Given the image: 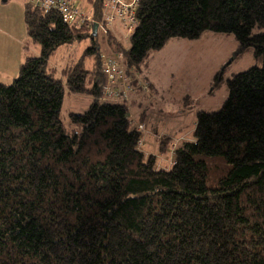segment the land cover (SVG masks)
<instances>
[{
  "label": "trees",
  "instance_id": "1",
  "mask_svg": "<svg viewBox=\"0 0 264 264\" xmlns=\"http://www.w3.org/2000/svg\"><path fill=\"white\" fill-rule=\"evenodd\" d=\"M70 1L92 21L67 23L25 3L27 39L40 53L11 85L0 82V264H264V0H140L124 58L135 71L172 39L205 32L234 36L235 55L256 62L227 79L220 110L197 114L191 142L171 156L163 139L158 158L129 122L134 109L140 122L155 110L153 97L103 95L101 58L124 47L119 35L94 32L103 0ZM85 41L58 77L51 57ZM66 93L93 98L68 128Z\"/></svg>",
  "mask_w": 264,
  "mask_h": 264
},
{
  "label": "rangeland",
  "instance_id": "2",
  "mask_svg": "<svg viewBox=\"0 0 264 264\" xmlns=\"http://www.w3.org/2000/svg\"><path fill=\"white\" fill-rule=\"evenodd\" d=\"M26 2L28 0H6V2L0 0V81L10 85L18 76L20 66L25 60L22 43L27 35L24 25V5ZM79 7L84 12H89V7L85 3H83L85 10L81 6ZM111 34L119 35L122 38V34L118 31ZM101 38L99 35L100 46L102 45ZM129 42L122 41L123 46H128ZM89 43V41H85L64 46L51 57L49 64L57 69L58 77L63 74L62 70L79 62ZM124 47L116 52H123ZM236 51L237 43L234 36L205 32L195 40L172 39L163 49L152 53L149 68L142 69V72H146L152 79L156 89L157 98L151 103L152 107L154 106L155 110L159 109L169 115H182L188 121L187 131L189 136L188 133H180L182 137H177L180 127L169 132L155 129V132L161 135V138L154 141L148 127L147 135L151 136L150 144H146L148 143V139H146L140 148L141 150L147 146L146 150L158 158L157 148L163 139L170 140L171 148L167 153L169 155H173L182 142L192 141L197 114L201 111L220 110L228 98L227 79H231L234 75L256 65L250 53L237 57L235 55ZM112 52L106 54L107 59H109L108 56L113 55ZM91 64V60H86L87 69L91 67ZM125 68L132 69L126 70L128 75L134 70L133 72L136 78L139 79L138 81L144 80L143 73L135 71L134 68L128 67L126 64ZM219 74H222L224 80L219 84V87L211 92L214 78ZM106 81L107 78L104 83ZM130 84L134 85V81H131ZM134 100L136 99L132 98V101ZM91 101H93V98L86 95L79 96L66 93L62 107L64 125L67 128L69 127L71 113L82 114L86 112ZM139 101L143 102L142 97ZM155 110L154 114L156 115L157 111ZM135 114L139 115L140 111L134 109L131 113L133 119L138 121ZM129 122L131 123L130 118ZM164 123L169 124L166 120H164ZM149 124L150 122L147 121L146 125ZM151 142L155 144H151ZM170 162L169 160L167 163L170 164Z\"/></svg>",
  "mask_w": 264,
  "mask_h": 264
},
{
  "label": "built area",
  "instance_id": "3",
  "mask_svg": "<svg viewBox=\"0 0 264 264\" xmlns=\"http://www.w3.org/2000/svg\"><path fill=\"white\" fill-rule=\"evenodd\" d=\"M32 3L35 6H40L46 10H56L60 12L64 20L67 23L74 24L76 22H91V16H86L74 5H72L70 0H32ZM140 6V0H103L102 15L103 21L98 28L105 34L112 32H120L122 34V39L119 42L130 41L131 36L134 34L137 27V11ZM112 31V32H111ZM128 46H125V52H128ZM125 52H119L115 55L108 57L103 56L101 58L102 71L107 78L106 85L102 88L103 95L107 99H112L119 94L127 96L128 99L130 93L137 92L142 90V94H137L136 96H141L148 94L154 96L150 90V86L144 84L142 81H138L135 73L132 71L130 74H127L126 70H132L125 68L124 63V54ZM131 81H134V85L130 84ZM115 86H118L119 89L115 90ZM134 95V94H133ZM135 96V95H134ZM123 98V97H122ZM130 98H132L130 96ZM125 99V98H123ZM131 125L137 129L138 132L144 133L145 137L139 141V147L145 143L148 136V127L151 130L152 139L158 140L161 138V135H158L155 132V129L158 128V125L152 121V118H146L143 122L135 121L130 115ZM147 121L150 124L147 126ZM174 153V152H173ZM162 162H165L164 160Z\"/></svg>",
  "mask_w": 264,
  "mask_h": 264
},
{
  "label": "crops",
  "instance_id": "4",
  "mask_svg": "<svg viewBox=\"0 0 264 264\" xmlns=\"http://www.w3.org/2000/svg\"><path fill=\"white\" fill-rule=\"evenodd\" d=\"M22 44H23V48H24V51H25V54H24L25 60L29 56H38L39 55L40 48L29 44L28 39H27V35L25 36L24 41H23ZM37 48H38V50H37ZM25 60H24V62H25ZM4 84H6V83H4ZM136 100L139 101L140 98H137ZM156 111H157V113L155 115L154 114L155 112L153 110L152 111L148 110V113L146 114L147 116L145 118H152V121L155 122L158 125V128H157L158 130L165 131V132H169V131H173L177 127H180L181 129L179 130V133L176 135L177 137H182L180 135V133H183V134L188 133V131H187L188 129L187 128L189 127V124H188L187 119H185L182 115H180V114H177V115L170 114L169 115V114H166V112L161 111L159 109L156 110ZM164 120H166L167 122H169V124L168 125L165 124L164 123ZM188 136H189V133H188Z\"/></svg>",
  "mask_w": 264,
  "mask_h": 264
},
{
  "label": "clouds",
  "instance_id": "5",
  "mask_svg": "<svg viewBox=\"0 0 264 264\" xmlns=\"http://www.w3.org/2000/svg\"><path fill=\"white\" fill-rule=\"evenodd\" d=\"M89 16H90V15H89ZM97 29H98V28H97ZM129 45H130V44L128 43V48H129ZM124 49H125V47H124ZM152 94L154 95V93H152ZM156 98H157V95H154V96H153L154 101H155ZM173 155H174V154H173ZM173 155H171V156H173Z\"/></svg>",
  "mask_w": 264,
  "mask_h": 264
},
{
  "label": "water",
  "instance_id": "6",
  "mask_svg": "<svg viewBox=\"0 0 264 264\" xmlns=\"http://www.w3.org/2000/svg\"><path fill=\"white\" fill-rule=\"evenodd\" d=\"M97 28H98V25L95 24V25H94V32H95V33L97 32Z\"/></svg>",
  "mask_w": 264,
  "mask_h": 264
}]
</instances>
